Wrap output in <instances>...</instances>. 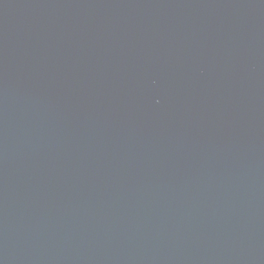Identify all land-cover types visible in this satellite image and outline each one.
Wrapping results in <instances>:
<instances>
[{
    "label": "water",
    "instance_id": "95a60500",
    "mask_svg": "<svg viewBox=\"0 0 264 264\" xmlns=\"http://www.w3.org/2000/svg\"><path fill=\"white\" fill-rule=\"evenodd\" d=\"M0 264H264V0H0Z\"/></svg>",
    "mask_w": 264,
    "mask_h": 264
}]
</instances>
